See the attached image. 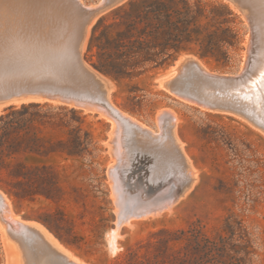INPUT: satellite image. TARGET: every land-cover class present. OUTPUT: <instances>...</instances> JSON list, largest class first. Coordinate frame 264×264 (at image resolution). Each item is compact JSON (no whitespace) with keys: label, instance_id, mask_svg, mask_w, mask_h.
Instances as JSON below:
<instances>
[{"label":"rangeland","instance_id":"rangeland-1","mask_svg":"<svg viewBox=\"0 0 264 264\" xmlns=\"http://www.w3.org/2000/svg\"><path fill=\"white\" fill-rule=\"evenodd\" d=\"M82 1L90 6L97 0ZM206 1L226 3L234 12L236 18L231 25L238 31L237 43L227 46L226 59L201 57L192 51H182L177 56L194 54L213 73L205 77L186 63L178 71L168 72L172 60L165 66L120 82L102 75L108 81L110 99L118 109L144 122L151 129H158L156 137L150 142H136L128 124L124 120L120 121L115 112L103 114L98 105L89 102L85 106L70 103L65 105L75 106L85 115L84 127L90 131L93 140L90 145L92 153L83 157L66 153H55L49 157L28 156L32 161H46L58 166L64 187L60 199L44 195H37L33 199L18 197L9 189L12 187L11 178L0 170V190L9 198L14 212L25 220L43 223L63 246L87 264H121L130 251L155 240L161 229L188 228L195 222L204 225L211 235L219 232L228 234L224 229L226 222H242L251 234L253 264H264V128L256 123L263 117L261 108L264 111V24L261 25L264 21V0H246L249 4L245 0ZM116 6L88 15L90 19L82 56L91 68L88 46L93 26L102 15ZM8 22V28L11 29L10 18ZM76 23L77 20H74V26ZM3 71H20L22 77L37 78L75 91L89 90L86 84L75 83L72 70L63 71L48 60L38 66L9 61L0 70L1 73ZM172 79L174 82H171ZM201 85L213 91L218 101L199 95ZM92 93V100L101 99L100 91L93 90ZM90 98L88 101H91ZM13 103L21 105L19 101ZM50 103L60 104L58 101ZM217 104L221 108H216ZM5 105L0 104V115L7 110ZM169 108L178 116L177 136L183 142V150L191 161L194 174L187 175L178 168L174 157H169L164 148L168 123L162 115ZM254 108L258 113H254ZM105 111L109 113L106 108ZM113 118L118 123L115 132L121 129L118 130V136L124 148L122 153L113 145ZM138 155H144V159L139 161ZM144 165L148 170L142 179L140 173ZM140 180H144L147 190H151L150 186L175 181L180 196L170 210L155 208L151 212L148 209L150 213L144 216L143 209L147 206L137 203L136 191L132 189L133 185L141 184ZM1 206L0 212L3 213ZM48 213H54V218L60 221L50 222L54 230L40 219L47 218ZM130 216L135 218L131 217L128 222ZM115 228L119 229L116 249L112 248L109 241V235ZM4 230L0 219V264H20V256L25 264L27 260ZM17 232L28 245H33L32 231L19 229ZM145 250L146 247L141 248V252ZM32 258L34 264H40L37 257ZM32 258L30 261L33 263ZM48 264L76 263L58 255Z\"/></svg>","mask_w":264,"mask_h":264},{"label":"trees","instance_id":"trees-1","mask_svg":"<svg viewBox=\"0 0 264 264\" xmlns=\"http://www.w3.org/2000/svg\"><path fill=\"white\" fill-rule=\"evenodd\" d=\"M235 18L222 2L126 0L94 24L88 46L92 65L120 82L165 66L182 51L226 59L227 46L238 41L231 25ZM84 125L85 115L75 106L35 101L9 106L0 115V170L11 178L10 191L21 198L60 199L64 187L58 166L28 156L92 153ZM40 219L52 230L50 222H60L54 213ZM224 229L228 234L211 235L200 222L163 228L121 264H253L249 230L242 222H226Z\"/></svg>","mask_w":264,"mask_h":264},{"label":"bare ground","instance_id":"bare-ground-1","mask_svg":"<svg viewBox=\"0 0 264 264\" xmlns=\"http://www.w3.org/2000/svg\"><path fill=\"white\" fill-rule=\"evenodd\" d=\"M105 1L106 0H101L100 4H102ZM252 1H256V0H252ZM257 1L260 2V0ZM244 2H246V0ZM259 2L257 4H259ZM261 2H263V0ZM247 5L246 7H248ZM241 6L244 5L242 4ZM96 7L97 6L94 5L88 6L82 0H73V1L72 0H0V70H2L3 66L9 61L20 62L28 66L31 65L38 66L44 60H48L53 63H56L63 71L72 70L73 79L75 83L77 85L84 83L88 86L89 90L83 92V91H75L69 88L60 87L61 89L70 92L72 95H75L71 97V102L80 106H85V103L87 102L96 104L99 106L98 108L103 114H110L115 112L116 114H118L119 120L120 119L124 120L128 124L130 133L135 139V141L141 144H146L147 142H150L151 139H153V137H156V132H158V129L153 130L150 127H148V125H146L144 122H141L137 120V118L135 119L133 116L129 115L128 113H125L121 111V109H118L119 107L117 108L110 99V88L108 81L105 78H103L102 75H99L98 72L92 69L83 59L82 56L83 41L86 34V27L88 25L87 23L90 19L88 15L90 13H93L92 9ZM249 8L250 7H248V9ZM254 9L256 10V8ZM258 10L260 9L258 8ZM262 12L260 13L261 15ZM9 18L12 21L11 29L8 28V25H10L8 24ZM257 19L258 17L256 18V20ZM74 20H77L75 26H74ZM263 24L264 21L261 23V25ZM184 57L185 56L181 58ZM186 64H189L190 66L193 67L195 72H197L198 74H203L204 76L209 75L210 72H212L199 59H197L196 56H192L190 59H188L186 61ZM176 70L178 71V68L174 69L173 71ZM171 82H174V79H172ZM44 84H48V83L44 82L43 80H38L37 78L22 77L20 71L14 73H11L9 71H3V73L0 72V95L6 94L11 90H19L22 87L38 86ZM93 90H98L101 92L102 96L100 100L97 99L92 100L90 98L93 95L92 93ZM198 92L199 95H202L205 99L218 101V97L216 96V94H214V92L211 91L206 86H202V85L199 86ZM89 98L92 102L88 101ZM15 101H19V100H15ZM51 101H57V100H51ZM105 108L109 110V113L105 111ZM216 108H221V107L219 106V104H217ZM169 109L166 111L163 110L164 112L162 115L163 119H165V121H167L168 123L167 135H165L164 137V139H166L167 141L165 143L164 148H166L167 153H169V157H174V160L178 163V164L176 163L178 168H180L181 170L183 169L187 175L188 173L194 174L195 170L191 164V161L187 156V154L185 153V151L183 150L182 147L183 142L177 136L176 124H177L178 116L176 113H174V110L170 109L171 111H169ZM261 110L263 112V108H261ZM116 123L117 121L115 122L113 118L112 133L113 136L115 137V141L113 145L117 150H119L118 152H121V150L124 149L122 148L123 147L122 140L120 136H118V132H119L118 130L121 129H118L115 132ZM256 123L262 128H264V115L262 119L258 120ZM157 124L159 125V122H157ZM161 128H163V126H161ZM113 140L114 139H112V141ZM138 158L140 159L139 161H141L142 158L144 159V155L142 157L141 155L140 156L138 155ZM134 169L136 168H133V170ZM147 170L148 168L146 165H144V169L142 171L139 170L141 171L140 176L142 175V179L144 178V172ZM143 182L144 180H140L141 184L135 186L133 185L132 189L136 191L137 203L147 206V208L143 209L144 211L142 210L144 216L150 213L148 209H150L151 212L155 210V208L170 210L173 204L177 201V199L180 196L177 190L178 189L177 182L175 181L173 183H169V182L161 183L156 187L150 186L151 190H147V185H145ZM182 188H184V186ZM146 193H148L149 195L146 196L145 195ZM0 201L2 205L0 206L2 207L3 210V213L0 212V219L2 221V226L5 228L4 232L6 236L12 242H14L15 246L21 251L22 257L25 260H27L25 264H34V260L32 257L34 258L37 257L39 260L38 262H40V264H48V262L52 258H57L58 255H61L62 257H65L67 260L71 262H75L76 264H87L82 259L76 257L65 246H63L51 234V232L46 227L43 226L44 225L43 223L42 225L39 223H35L39 221L25 220L22 217H19V215L14 212L9 198L1 190H0ZM131 217L132 216L128 218L129 219L128 222L131 221ZM133 218L135 217H132V219ZM117 228L113 229L109 235L110 244L114 249H116V242H117L116 237L118 235V230H119ZM19 229L32 231V233L34 234V240L32 246L28 245V243L23 239V237L18 234L17 230ZM30 258H32L33 263L30 261ZM20 264H23L21 256H20Z\"/></svg>","mask_w":264,"mask_h":264},{"label":"water","instance_id":"water-1","mask_svg":"<svg viewBox=\"0 0 264 264\" xmlns=\"http://www.w3.org/2000/svg\"><path fill=\"white\" fill-rule=\"evenodd\" d=\"M126 0H106L102 4H100V0H97L94 2V5H97L96 8L92 9L95 14L100 13L102 10L108 8L112 5H119L123 3ZM192 56H196L194 54H189L185 56L184 58H181V55L177 56L173 63L171 64L169 71L171 72L174 69L180 68L183 66L188 59H190ZM91 65V64H90ZM94 70L98 72L99 75H105L102 71H100L98 68H96L94 65H91ZM235 75V74H234ZM51 84H44V85H38V86H30V87H22L19 90H11L6 94L0 95V104H6L5 106L9 107L11 105H14L15 100H19L23 103H26L27 101L32 102H40L44 100V102H50L51 100H57L60 104H70L71 97L75 96L72 95L70 92L65 91L64 89H61L59 86H55ZM165 84H167V81H165ZM264 106V104L262 105ZM254 113H258L257 109L254 108ZM262 115H264V111L261 112Z\"/></svg>","mask_w":264,"mask_h":264}]
</instances>
